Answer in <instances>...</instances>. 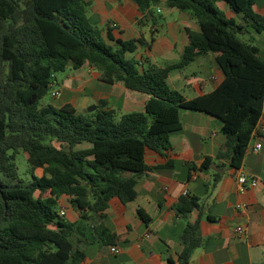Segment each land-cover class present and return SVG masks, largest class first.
I'll list each match as a JSON object with an SVG mask.
<instances>
[{"label":"trees","instance_id":"obj_1","mask_svg":"<svg viewBox=\"0 0 264 264\" xmlns=\"http://www.w3.org/2000/svg\"><path fill=\"white\" fill-rule=\"evenodd\" d=\"M128 1L140 14L135 27L159 22L152 7L160 3L194 20L198 31L187 32L177 60L138 67L125 54L149 47L152 37L106 42L85 14L88 1L0 0V264H81L82 246L114 245L115 234L100 222L107 202L134 199L137 178L148 169L145 150L162 154L169 148L170 134L181 130L180 109L220 122L223 145L213 157H203L200 170L219 159L232 168L241 164L264 107V56L239 37L248 29L264 32V13L253 9L255 0ZM217 1L234 16H226ZM204 53L213 55L222 78L212 90L185 98L168 85L167 75ZM83 64L106 83L120 82L147 95L143 110L114 119L104 99L83 112L69 103L40 102L55 83V72ZM19 153L25 154V178L15 161ZM221 167L217 164L213 182ZM198 199L183 193L170 206L183 220L176 238L180 247L162 264H187L192 250L203 244L199 217L187 220L200 210ZM61 200L77 212L75 220L58 213ZM136 213L143 223L149 221L141 209Z\"/></svg>","mask_w":264,"mask_h":264},{"label":"crops","instance_id":"obj_2","mask_svg":"<svg viewBox=\"0 0 264 264\" xmlns=\"http://www.w3.org/2000/svg\"><path fill=\"white\" fill-rule=\"evenodd\" d=\"M85 1H88L86 16L99 24L106 42L139 36L148 40L152 37L149 47L138 46L125 54V57L137 61L138 67L168 63L159 62L163 59H170L169 62L177 60L186 43L187 32L198 31L194 20L185 12L179 11L176 20L165 21L162 10L170 15L173 9L163 3L152 7L161 15L162 22L151 25L150 21H145L135 27V18L140 14L130 1ZM215 4L226 16H234L223 1ZM253 9L264 13V0H255ZM234 18L239 22L238 17ZM110 21L116 23L115 28L108 26ZM160 25L164 28L161 27L160 34L156 35ZM262 41L264 32H259L257 42ZM255 46L264 56V51ZM75 70V75L68 77L75 84L59 89V105L69 103L76 109V97L87 94L91 104L104 99L105 107L114 113L143 110L147 95L127 90L120 82L106 83L85 64ZM221 78L222 73L213 55L204 53L195 56L185 67L169 71L167 83L185 98H191L212 90ZM178 118L181 130L170 134L169 148L162 154L145 150L144 163L148 169L137 178L134 199L121 203L112 197L107 202L105 217L100 222L115 234L114 245L120 248V252L111 254L108 246L92 242L82 246L84 257L81 264H162V258L167 254L175 257L180 247L176 238L183 220L175 216L170 206L183 193L199 198L200 210L190 212L187 220L192 222L199 217L198 228L203 239V244L192 250L187 264H264V135H260L257 151L250 150L257 139L249 140L238 168H232L225 159H219L202 171L198 167L203 157H213L223 145L220 122L204 112L187 109H180ZM260 120L264 123V107ZM217 164L222 165V173L213 182L212 174L218 171ZM240 172L258 181L255 187L241 195L237 194L235 185V175ZM241 203L245 204V209L239 207ZM60 206L64 207L67 220L77 218V212L67 202L65 206L60 203ZM136 209L148 215L147 223L142 222ZM236 226L242 228L241 233L235 230ZM111 256L114 259H110Z\"/></svg>","mask_w":264,"mask_h":264},{"label":"rangeland","instance_id":"obj_3","mask_svg":"<svg viewBox=\"0 0 264 264\" xmlns=\"http://www.w3.org/2000/svg\"><path fill=\"white\" fill-rule=\"evenodd\" d=\"M156 7V6H155ZM178 13L179 11L173 9L172 11V14L168 15L165 13L164 10H162V13L161 15L164 16V20L167 21V20H176L177 19V16H178ZM163 21V19L161 20V22ZM98 28H99V24L96 25ZM160 29L156 32V35L160 34L161 32V27L164 28L163 25H160L159 26ZM163 30V29H162ZM239 37L244 40L245 42H250L252 44H255V45H258L260 51H264V41H262L261 43L258 44V39H259V33H254L252 32L250 29L246 30L245 32L241 33L239 35ZM160 60V59H158ZM170 59H167V61H165V59L163 60H160L159 62H169ZM159 63V64H160ZM76 70L75 69H71V68H65L64 70L62 71H58V72H55L54 73V78L56 80V83H53V85L51 86V88H69L71 86H73L75 84V81L74 80H70L68 77L71 76V75H75V72ZM83 97H87V100H88V103H86L87 105H91V99L88 97L87 94H83V95H80L79 97H76V100H77V104H75V107L78 111H81L80 107H79V103L83 100ZM60 99L61 97H58V98H51L50 95H49V91L44 94V96L41 98L40 102L41 103H50L52 105H59L60 104ZM123 112V111H122ZM120 114V111L119 112H116L114 113L113 112V115H114V119H117L118 116ZM24 156L25 154H18L17 157H16V164H17V169H18V173L21 177H26L25 175V163H24ZM35 173L36 174H40L41 173V169L37 168L35 170ZM61 204L62 205H66V201L65 200H61ZM110 259H114L112 256L110 257Z\"/></svg>","mask_w":264,"mask_h":264},{"label":"built area","instance_id":"obj_4","mask_svg":"<svg viewBox=\"0 0 264 264\" xmlns=\"http://www.w3.org/2000/svg\"><path fill=\"white\" fill-rule=\"evenodd\" d=\"M108 26L110 28H115L116 23L114 21H110L108 23ZM60 94H61V92L58 88H50L49 89V95L51 98H58V97H60ZM260 135H264V123L261 122L260 116H259L258 119L256 120L251 132H250V138H256L257 139V141L252 144L250 150L257 151L259 149V147H260V143H259ZM246 149H247V146H246ZM257 183H258V181L255 177L247 175L243 172L237 173L235 175L236 192L239 195L243 194L248 189H252L253 187H255L257 185ZM239 207H241L242 209H245L246 206L244 203H241V204H239ZM58 213L60 215H63L65 213L63 206H60L58 208ZM235 230L238 233L242 232V228L240 226H236ZM108 251L111 254H116V253L120 252V248L116 245H110V246H108Z\"/></svg>","mask_w":264,"mask_h":264},{"label":"water","instance_id":"obj_5","mask_svg":"<svg viewBox=\"0 0 264 264\" xmlns=\"http://www.w3.org/2000/svg\"><path fill=\"white\" fill-rule=\"evenodd\" d=\"M87 97H83V100L79 103L81 111H91L94 109V104L87 105Z\"/></svg>","mask_w":264,"mask_h":264}]
</instances>
